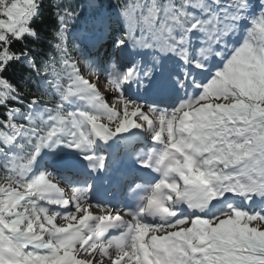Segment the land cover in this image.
Returning a JSON list of instances; mask_svg holds the SVG:
<instances>
[{"label":"snow or ice","instance_id":"snow-or-ice-1","mask_svg":"<svg viewBox=\"0 0 264 264\" xmlns=\"http://www.w3.org/2000/svg\"><path fill=\"white\" fill-rule=\"evenodd\" d=\"M52 4L55 28L37 55L28 45L42 38L40 0H0V264H264V0ZM109 41L101 71L88 49ZM124 48L127 68L116 58ZM37 79L40 95L27 88ZM172 84L183 98L171 109L124 93ZM138 137L153 146L134 148ZM111 141L159 177L128 188L139 192L134 208L97 204L104 214L94 215L91 182L33 174L43 149L64 145L92 173L128 180L119 155L97 150Z\"/></svg>","mask_w":264,"mask_h":264},{"label":"trees","instance_id":"trees-1","mask_svg":"<svg viewBox=\"0 0 264 264\" xmlns=\"http://www.w3.org/2000/svg\"><path fill=\"white\" fill-rule=\"evenodd\" d=\"M80 0H70L72 5H78ZM41 11L39 17L34 21V26L37 28L38 32L41 33V40L35 42H29V47L32 48L33 52L37 55H43L46 50L47 39L50 38L51 32L55 28V9L52 4V0H40ZM106 4L112 5L115 0H105ZM72 61H69L71 63ZM83 65V64H82ZM85 66V65H83ZM67 71V70H66ZM28 92L40 95L38 91L42 90L39 80L28 82L27 84ZM25 102L29 99L28 96L24 97ZM49 97L45 96L44 100H48ZM51 105H49L50 107ZM2 109H0V114H2ZM38 175V174H35Z\"/></svg>","mask_w":264,"mask_h":264},{"label":"rangeland","instance_id":"rangeland-1","mask_svg":"<svg viewBox=\"0 0 264 264\" xmlns=\"http://www.w3.org/2000/svg\"><path fill=\"white\" fill-rule=\"evenodd\" d=\"M119 23L122 24V22H119ZM76 32H77V31H74V32H73V33H74V36L76 35ZM143 54H145V52H144ZM133 55H134V53H133ZM133 55H131V57H133ZM80 67H81V66H80ZM81 69H82V68H81ZM101 71H103V70H101ZM81 74L83 75V77H84L85 79L90 80V82H92V83H97V77H96V73H95V71H91V72H88V71H82ZM98 86H99V89H100L101 93H102V94H105L106 99H107V102H108L109 104H111V103H112L111 94H108L111 90L107 88L106 82H105V80H104L103 78H101V79L99 80V82H98ZM127 98H128V97H127ZM105 122H106V121H105ZM42 152L48 153V150L45 148V149H43V150L41 151V153H42ZM39 155H40V154H39ZM37 158H38V157H37ZM35 162L37 163V160H36ZM36 163H35L34 167L37 166ZM38 164H40V162H39ZM34 167H33V168H34ZM66 194L69 195V196H71V195H72V192L68 190ZM241 203H242V202H241ZM69 211L74 212V211H75L74 207L71 208ZM56 223H57L59 226H63V225H66V224L68 223V221L64 219V216H63V214H62L60 217H58V219L56 220Z\"/></svg>","mask_w":264,"mask_h":264},{"label":"bare ground","instance_id":"bare-ground-1","mask_svg":"<svg viewBox=\"0 0 264 264\" xmlns=\"http://www.w3.org/2000/svg\"><path fill=\"white\" fill-rule=\"evenodd\" d=\"M122 53H123V52H122ZM102 122H105V121H102ZM99 147H100V145H99ZM99 147H98V148H99ZM98 148H97V150H98ZM75 150H76V149H75Z\"/></svg>","mask_w":264,"mask_h":264}]
</instances>
